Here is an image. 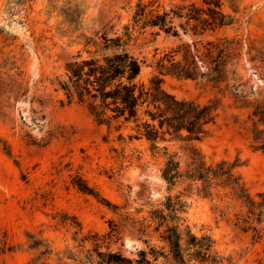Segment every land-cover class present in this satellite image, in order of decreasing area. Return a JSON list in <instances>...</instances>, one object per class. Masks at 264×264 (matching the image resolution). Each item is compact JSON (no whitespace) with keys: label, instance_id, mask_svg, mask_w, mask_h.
Wrapping results in <instances>:
<instances>
[{"label":"rangeland","instance_id":"obj_1","mask_svg":"<svg viewBox=\"0 0 264 264\" xmlns=\"http://www.w3.org/2000/svg\"><path fill=\"white\" fill-rule=\"evenodd\" d=\"M137 2L0 0V264H93L99 251L135 258L141 249H160L165 243L153 225L146 232L142 226L169 195L187 202L183 215L192 233L214 240L217 261L203 264H264V236L235 225L246 207L230 189L217 187L205 196L201 183L170 187L162 177L163 147L183 168L196 148L208 163H238L248 191L254 197L264 192V151L251 144V115L264 99V0H223L234 23L203 37L242 40L239 94L204 77L161 75L163 87L178 98H218L220 107L206 137L161 141L158 149L145 138L131 139L130 129L97 123L57 84L70 60L95 52L88 41L125 32ZM152 31H135L128 43L146 85L166 53L197 39L183 30L180 36Z\"/></svg>","mask_w":264,"mask_h":264},{"label":"trees","instance_id":"obj_2","mask_svg":"<svg viewBox=\"0 0 264 264\" xmlns=\"http://www.w3.org/2000/svg\"><path fill=\"white\" fill-rule=\"evenodd\" d=\"M234 21L235 17L224 11L223 0H138L131 22L124 27L125 32L112 37L104 34L101 41H88L97 49L88 57L79 54L70 60L64 77L57 78L58 88L65 92L69 103L77 100L85 104L97 123L116 131L130 129L131 139L145 138L153 148L158 149L161 141L201 140L209 134L210 124L216 123L220 99L200 103L178 98L163 87L161 75L204 77L220 90L229 88L239 94L240 87L244 86L240 82L243 77L239 75L237 61L243 56L242 40L203 38ZM149 29L155 35L165 32L173 36H180L183 30L197 39L183 42L166 53L158 61L159 73L151 79L150 85H146L138 79L142 65L128 43L135 31L146 33ZM251 119V144L264 151V99L254 105ZM120 136L123 137V133ZM163 149L166 161L162 177L170 187L184 181L201 183L205 196L212 195L217 187L230 189L246 207L245 212L237 214L235 225L246 232L253 231L255 238L264 236V226H261L264 223V192L254 197L248 191L236 173L238 163L226 160L208 163L205 156L193 148L191 161L183 168L177 154L170 153L166 146ZM77 185L82 191L95 194L88 185ZM186 208L187 202L181 195H169L162 207L151 211L152 222L142 226L146 232L153 225L151 231L159 233L164 247L141 249L135 258L120 251H99L93 264H161V258L163 264L215 263L214 240L210 235L198 237L192 233L183 215ZM184 235L186 242H183ZM189 250L192 251L187 253Z\"/></svg>","mask_w":264,"mask_h":264}]
</instances>
